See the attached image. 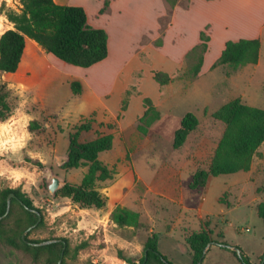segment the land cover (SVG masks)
Here are the masks:
<instances>
[{"label":"rangeland","instance_id":"rangeland-1","mask_svg":"<svg viewBox=\"0 0 264 264\" xmlns=\"http://www.w3.org/2000/svg\"><path fill=\"white\" fill-rule=\"evenodd\" d=\"M173 1L164 0L167 12ZM2 4L4 9L19 8L18 0H0V8ZM189 4V0L176 2V12L164 29L163 46L157 47L160 28L169 21V14L165 11L159 18V0H115L108 34L110 55L104 61L75 71L64 67L71 65L45 57L35 66L34 82L28 84L0 73L11 111L0 122V191L19 190L40 219L28 227L19 202L11 198L9 213L1 223L3 232L23 237L26 244L37 242L36 246L63 241L67 246L63 264H139L144 244L152 236L169 262L192 264L184 240L201 233L214 241L207 245L201 264H240L216 242L238 248L251 264L260 263L264 254V142L248 172L209 177L198 190L189 184L196 173L206 174L223 134L224 125L213 118L214 112L236 98L264 109V0H221L194 9L186 8ZM212 14L217 19L207 30L210 42L205 64L188 81L183 74L196 57L186 59L184 51L197 43L201 22ZM0 17L4 16L0 13ZM5 29L1 25L0 33ZM247 33L257 36L261 44L256 65L210 68L224 41ZM45 71L64 78L78 76L75 80H83L82 94L74 96L67 80L58 82L47 74L42 78ZM154 71L167 73L171 83L157 84L152 79ZM144 97L161 114L146 134L137 129ZM124 99L128 109L121 112ZM91 115L92 128L80 135V142L113 134L110 150L98 156L113 172L111 180L96 182L105 198L100 209L83 207L60 193L66 184L79 185L87 171V167L69 169L65 164L68 134ZM186 117L191 130L178 142L175 136ZM58 158L67 161L59 165ZM48 170L62 181L54 195L47 189ZM117 207L138 214V226L116 224L112 214ZM0 264L56 262L45 254L36 259L33 251L12 246L2 237Z\"/></svg>","mask_w":264,"mask_h":264},{"label":"trees","instance_id":"trees-1","mask_svg":"<svg viewBox=\"0 0 264 264\" xmlns=\"http://www.w3.org/2000/svg\"><path fill=\"white\" fill-rule=\"evenodd\" d=\"M177 1L174 0L169 5L168 12L166 8L169 21L165 26L161 24V41L157 47L162 46L164 29L170 24V17ZM18 2L17 11L10 8L4 9V4L0 8L1 15L13 26L12 29H8L0 35V73L13 74L17 71L26 38L33 40L43 52L75 67L86 69L107 58L108 35L105 30L94 28L88 24L86 12L82 7L61 6L53 0H18ZM108 6L109 2L106 0L100 13H104ZM207 30L208 26L200 31L198 43L185 55L186 59L191 56L196 57V62L189 66L183 74V78L188 81L194 80L200 73L204 55L208 51V43L210 42ZM260 45L258 38L228 40L225 42L219 58L213 62L210 68L215 69L220 66L238 68L256 65L259 60ZM152 79L160 86H166L172 81V78L162 71H154ZM69 87L74 96L82 94L83 89L79 81H71ZM7 95V86L0 83V122L5 121L10 116V107L5 101ZM142 105L144 112L138 119L137 129L146 134L148 128L160 119L161 114L150 98L144 97ZM126 108L127 102L124 99L121 112H124ZM92 116L88 119L83 118L80 124L72 128L73 131L68 134V161L65 164L69 169L87 167V171L79 185L66 184L61 188L60 193L83 207L100 209L105 205V198L98 192L96 182L111 180L113 172L98 159V156L110 150L113 134L108 132V134H101L90 141L80 142V135L92 128V122H94ZM213 118L224 125V131H222L223 134L218 141L206 174L196 173L192 177L189 188L193 190L205 187V180L209 177L248 172L251 169L253 157L264 142V109L248 106L236 98L214 112ZM187 120L188 117L181 121L180 133L175 136L178 142L191 130ZM9 194H13L12 201H18L26 214V225L29 227L38 224L40 219L32 211L31 201L19 190L5 189L0 191V217L6 212V200ZM138 217V214L119 207L112 214L113 221L119 226H138ZM261 219L264 223L263 214H261ZM2 220H0V240L3 237L12 246L19 247L22 245L24 249L33 251L36 259L45 254L49 261L53 260L56 264H58L61 254L65 255L67 246L62 242L36 246L33 244L37 242L31 241L30 244H26L22 242L23 238L15 237L17 236L15 234L7 235L1 229ZM155 239L156 237L152 236L145 242L143 257L139 264H172L158 251ZM64 241L66 242V240ZM184 241L192 254V264H201L207 245L214 243L203 233L191 240L186 239ZM216 245L231 251L240 264H251L247 256L238 248L237 252H234L224 242H216ZM62 260L60 264H63ZM259 264H264V254L261 256Z\"/></svg>","mask_w":264,"mask_h":264},{"label":"crops","instance_id":"crops-1","mask_svg":"<svg viewBox=\"0 0 264 264\" xmlns=\"http://www.w3.org/2000/svg\"><path fill=\"white\" fill-rule=\"evenodd\" d=\"M53 1L57 5H61V6H78V7H82L85 10V12H86V15H87L86 19H87L88 24L91 25L94 28L103 29V30L106 31L107 35L109 34L110 21L113 19V13H114V9H115V0H107L109 2V6H108V9L104 13H100V10L103 8V4H104V2L106 0H94L95 2L94 1L93 2L95 4L92 3V0H81V1L53 0ZM159 1H160V6H159V10H158L157 15H159V18H161V16H163V13L166 11V8H164V6H165L164 0H159ZM218 1H221V0H211V1H207V0H189L190 4H189L188 9H194V6H199V7L210 6V5L214 6ZM243 1L245 2L247 0H243ZM177 7H178V5H176L175 8H174L175 12H176V8ZM173 12H174V10H173ZM117 15H119V13H117ZM216 19H217V15H214V14L205 17L203 19V21L201 22V25H200V27L198 29V37H199L200 31L204 30L206 26H208V30H209L210 26H212L213 22ZM263 24H264V22L261 23V27H262ZM1 25L5 26V28H6L5 31L8 30V29H12L13 28V26L7 21V19L5 17H0V26ZM3 32H1L0 35ZM255 37H257V36H254V35H251V34L247 33V34H245V36H239L234 41H237L239 39H256ZM226 41H228V40H226ZM226 41L223 42L222 46L218 50V53L216 55L217 58H219V56L221 54V51L224 49V44H225ZM197 43H198V40H197ZM193 46L194 45L190 46L187 50L184 51V53H187ZM208 49H209V45H208ZM22 54L23 55L21 57V61H20V64H19V67H18L17 71L15 73H13V74H10V75L19 77L20 81L25 83V84H28V81L34 82V79L37 77V75L35 73V66H36L37 63L40 62V59L43 60V58L45 59V57H46V58L51 59L53 62L57 61L54 56L43 52L39 48V46L33 40H31L29 38L25 39V47H24V51H23ZM109 55H110V40H108V55H107V57ZM205 58H206V55H204L202 67L205 64ZM217 58H215V60ZM33 62H35V64H33ZM213 62H212V64H213ZM57 63H60V64L62 63L61 65H63V66L66 65V64H64L61 61L60 62L58 61ZM93 66H91V67H93ZM64 67L74 69L75 71H86L87 69L91 68V67H89V68L84 69V68L74 67V66H64ZM46 72H48V73H46ZM53 72H55V71H53ZM46 74H47V76L51 75L52 78L55 81H58V82H62V81H66L67 80L66 82H68V84L71 81H74L75 79H79V77L75 76V75H68L67 78H64V76H66V75L59 77V76H57L56 73L51 74L50 71H45L42 78H45ZM82 81H83L82 79L79 80V82L81 84H82ZM83 88H84V85H83ZM155 106L158 109V106L157 105H155ZM127 109H128V104H127L126 110ZM143 112H144V110H143ZM142 114L143 113H141L137 118H140L142 116Z\"/></svg>","mask_w":264,"mask_h":264},{"label":"water","instance_id":"water-1","mask_svg":"<svg viewBox=\"0 0 264 264\" xmlns=\"http://www.w3.org/2000/svg\"><path fill=\"white\" fill-rule=\"evenodd\" d=\"M66 161H67V159H65V158H58L57 159V163L59 165H63ZM46 180L48 182L47 189H48V191L50 192L51 195H54L57 192V190H59L60 187L62 186L61 179H59L57 176H54L53 173L50 170H48L46 172ZM12 197H13V194H9V196L7 197V200H6V212H5V214L2 217H0V220L3 219L8 214L9 209H10V201L9 200ZM30 229L31 228H29L28 230H30ZM59 241L60 240H50V241L42 242V243H40L38 245L42 246V245H47V244H51V243H56V242H59ZM62 243L65 245V243L63 241H62ZM230 250H232L234 252H237V248H235V247H230ZM62 257H63V254H61V258L58 261V264L61 263Z\"/></svg>","mask_w":264,"mask_h":264},{"label":"built area","instance_id":"built-area-1","mask_svg":"<svg viewBox=\"0 0 264 264\" xmlns=\"http://www.w3.org/2000/svg\"><path fill=\"white\" fill-rule=\"evenodd\" d=\"M122 264H127L126 262H123Z\"/></svg>","mask_w":264,"mask_h":264}]
</instances>
